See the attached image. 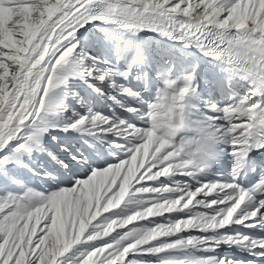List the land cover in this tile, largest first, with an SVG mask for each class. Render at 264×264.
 <instances>
[{
	"label": "bare ground",
	"instance_id": "obj_1",
	"mask_svg": "<svg viewBox=\"0 0 264 264\" xmlns=\"http://www.w3.org/2000/svg\"><path fill=\"white\" fill-rule=\"evenodd\" d=\"M254 2L257 3L255 6ZM51 5L56 9L53 19L42 17L40 29L32 33L25 50L19 52L18 71L11 77V86L0 104V153L5 152L28 125L43 87V76L51 69L57 54L69 43L88 39L101 24L116 28L121 37L132 33L142 43L151 45L153 53L161 47L168 51L169 43H172L173 48L184 54L181 60L159 50L156 59L142 56L123 64L120 63L121 52H108L118 71L116 77L126 84L124 98L128 97V104L114 119L118 123L116 128L131 132L133 138L127 139L128 144L146 139V143L154 142L164 150L151 156L148 153L143 157L134 154L117 166H126L136 185L147 184L148 193L157 192L165 195L172 206H183L180 216L183 213L190 216L176 220L177 232L164 245L166 251L176 250L180 255L168 264H223L216 255L235 256L239 260L231 264H243L237 252L246 253L251 245V238L243 230L254 227L256 208L260 207L250 211L248 200L236 198L229 185L210 182L207 175L198 174L190 157L192 145L185 132L208 130L225 147L222 162L237 164L246 146V121L256 111L264 109V100L249 109V117L243 116V109L236 106L220 108L215 111L221 113L220 116L214 117L213 113L207 114V109L199 102V90L202 95L203 88L198 81L212 76L227 64L229 68L223 72L230 76V83L244 87L253 96L258 91L264 93V76L233 61L216 63L214 57L207 56L210 53L191 37L199 28L200 19L204 18L226 27V37L234 42L235 49H245L251 58L255 53L264 55V0H243L242 3H231L230 0H52ZM3 9L0 10V34L6 24L1 15ZM16 22L21 23L20 19ZM163 56L172 62L171 66ZM209 64L214 66L206 72L205 65ZM131 67L137 72L133 73ZM150 73L159 74V83L150 77ZM99 75L98 81L101 82L104 75ZM171 79L174 84L165 87V81ZM184 86L188 89L181 90ZM178 90L179 95L175 93ZM191 90H196L194 97ZM149 95L152 96L150 103L146 101ZM188 104L196 108L190 110ZM129 115L137 117L141 126H132ZM57 137L64 141L69 139L66 134L55 135L52 150H60ZM180 141H183L185 150H182L184 147L180 146ZM174 145L179 148L172 151ZM14 154L7 150L3 155L10 158ZM39 156L58 160L49 153ZM72 156L77 162H85L96 174L104 171L92 154L85 156L78 151ZM113 156L119 159L120 153L115 152ZM147 165H152L150 180L142 176ZM108 169L115 171L118 168L114 165ZM77 173L74 171L75 175ZM71 180H78V177ZM254 242L256 246L258 243ZM50 245L55 248L53 239Z\"/></svg>",
	"mask_w": 264,
	"mask_h": 264
},
{
	"label": "rangeland",
	"instance_id": "obj_2",
	"mask_svg": "<svg viewBox=\"0 0 264 264\" xmlns=\"http://www.w3.org/2000/svg\"><path fill=\"white\" fill-rule=\"evenodd\" d=\"M0 1L6 23L0 34L1 104L11 86V77L18 71L19 52L25 50L32 33L40 29L41 18L53 19L56 9L52 0ZM109 26H96L88 39L73 41L57 54L51 69L43 76V87L28 125L8 146L14 156L5 158L7 150L0 153V264H168L180 256L176 250L166 251L164 245L177 232L176 220L190 216L185 213L180 216L183 206L174 207L165 195L148 193L147 184L136 185L127 167L117 166L134 154L151 156L164 150L154 142L146 143V139L128 144L127 139L133 138L131 132L116 128L118 123L114 119L128 104V97L125 107L117 109L112 119L91 105L96 99L94 103L99 107L100 98L109 111L117 105L112 95L115 83L111 79L117 78L118 71L108 53L111 50L107 49L119 46L124 53L132 49L139 53L142 45L147 54L143 57L154 55L132 33L123 36L125 42L120 43L117 29ZM99 39L106 42L107 49L104 54L98 49L101 55H94L88 47ZM122 52L120 63L134 61L136 52L125 57ZM134 69L131 67L136 73ZM113 71L115 78L111 75ZM101 73L104 79L99 82ZM122 83L117 86V93L125 100L126 84ZM109 100H114V104ZM57 134L69 138L64 141L57 137L61 151L51 149L54 142L50 141ZM70 146L75 153L82 150L92 154L104 171L96 174L84 164L74 165L81 174L75 176L78 180H71L70 172L75 169L65 159L68 152H73ZM112 146L120 153L119 159L112 155L115 153ZM89 149L97 157L108 153L112 157L98 159ZM48 153L58 160L39 156ZM114 165L117 170L108 169ZM151 167L147 165L143 171L146 180L153 174ZM52 239L54 249L50 245Z\"/></svg>",
	"mask_w": 264,
	"mask_h": 264
}]
</instances>
